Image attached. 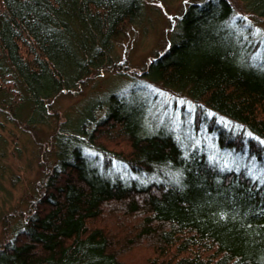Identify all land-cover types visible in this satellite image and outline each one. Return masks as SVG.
Returning a JSON list of instances; mask_svg holds the SVG:
<instances>
[{"label": "trees", "instance_id": "obj_1", "mask_svg": "<svg viewBox=\"0 0 264 264\" xmlns=\"http://www.w3.org/2000/svg\"><path fill=\"white\" fill-rule=\"evenodd\" d=\"M147 1L0 0V116L47 160L0 264H264V0H191L131 71L115 45Z\"/></svg>", "mask_w": 264, "mask_h": 264}, {"label": "rangeland", "instance_id": "obj_2", "mask_svg": "<svg viewBox=\"0 0 264 264\" xmlns=\"http://www.w3.org/2000/svg\"><path fill=\"white\" fill-rule=\"evenodd\" d=\"M189 3H191V0L147 1L145 14L140 23L129 27L116 42L115 51L122 65L130 67L131 71H136L143 68L157 52H162L171 33V22L175 20L174 23L176 22L175 25H177V18H179L181 10L187 8ZM97 84L98 89L102 90L108 87L114 89L125 86L121 83V80L112 75L105 76ZM91 90L92 85H89L80 93V97L66 95L57 101L55 107L63 114L66 110L77 105L81 98L85 100ZM157 97L159 99L158 104L164 112L176 117L182 114L183 109L185 121L188 120L187 123L192 122L193 106L188 100H173L164 94ZM219 121L228 125L221 119ZM0 137L2 147L0 150L2 155L0 157L1 245L6 235V220L9 219V229L12 230L17 223L16 214L27 211L32 193L37 187V182L41 179L43 168H45L44 166L47 167V160L46 155L42 154L39 147L34 144V137L11 123L6 116H0ZM246 166L249 171L257 172L256 163H246ZM139 252L138 250L133 251L128 260L133 264L141 263L142 255L138 254Z\"/></svg>", "mask_w": 264, "mask_h": 264}]
</instances>
